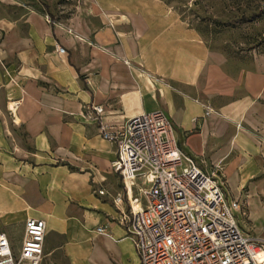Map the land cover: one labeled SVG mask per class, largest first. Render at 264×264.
I'll use <instances>...</instances> for the list:
<instances>
[{
  "label": "crops",
  "instance_id": "0c3cea01",
  "mask_svg": "<svg viewBox=\"0 0 264 264\" xmlns=\"http://www.w3.org/2000/svg\"><path fill=\"white\" fill-rule=\"evenodd\" d=\"M21 22L23 33L0 21V233L13 253L33 218L45 223L40 264H139L117 219L141 205L144 186L111 170L114 147L80 118L90 104L109 125L162 112L228 199L243 190L252 235L264 236L263 56L228 72L159 0H79L52 26L30 10Z\"/></svg>",
  "mask_w": 264,
  "mask_h": 264
},
{
  "label": "built area",
  "instance_id": "2783aa9c",
  "mask_svg": "<svg viewBox=\"0 0 264 264\" xmlns=\"http://www.w3.org/2000/svg\"><path fill=\"white\" fill-rule=\"evenodd\" d=\"M54 49L64 53L59 46ZM102 114L101 105L90 104L80 118L94 124L99 137L114 147L110 168L122 184L130 187L140 181L144 186L139 190L141 205L119 210L117 219L139 264H264V239L240 228L234 216L239 205L227 199L217 169L201 171L180 150L162 112L136 115L120 125L105 123ZM111 202L118 208L120 196ZM94 231L103 233L104 227ZM44 234V221L26 219L13 253L0 233V264H40Z\"/></svg>",
  "mask_w": 264,
  "mask_h": 264
},
{
  "label": "rangeland",
  "instance_id": "374dc122",
  "mask_svg": "<svg viewBox=\"0 0 264 264\" xmlns=\"http://www.w3.org/2000/svg\"><path fill=\"white\" fill-rule=\"evenodd\" d=\"M78 5L79 0H0V21H18L20 31L21 33H23L26 30V27L22 24L21 21L24 16H26L29 10L42 16L46 22H48L49 18L45 15V13L51 14L56 21H60L67 18L77 8ZM195 12L203 17H207L210 14L214 16L217 13L216 10L213 11L209 9H206L204 11L196 10ZM173 13L180 20L179 16L177 15L179 14V12L173 11ZM182 22L188 28L195 31L209 49L218 51L225 57V59L227 60L226 69L230 73H234L240 67H249L251 58L256 55L254 52L238 55L232 53V45L235 43V41H239L235 32L222 31L219 34L215 35L213 32L217 30L216 28H213L211 25H208L205 22L200 23L193 20L192 16L186 12L182 16ZM1 36L2 33L0 31V37ZM0 67H4V63L2 60H0ZM24 144L28 150H31V147L25 141ZM217 176L219 177L218 173ZM244 196V192L243 190H241L240 195L236 198H233L239 205V211L235 212L234 216L240 228L244 232L252 235L251 224L245 216L246 210ZM260 237L263 238L264 236Z\"/></svg>",
  "mask_w": 264,
  "mask_h": 264
},
{
  "label": "trees",
  "instance_id": "16d2710c",
  "mask_svg": "<svg viewBox=\"0 0 264 264\" xmlns=\"http://www.w3.org/2000/svg\"><path fill=\"white\" fill-rule=\"evenodd\" d=\"M177 14L182 21L184 13L193 20L207 23L217 30L213 33L231 31L237 34L238 42L232 45L233 54L254 52L264 57V0H159ZM173 4V5H171ZM216 10V15L203 17L195 11ZM52 26L55 18L45 13Z\"/></svg>",
  "mask_w": 264,
  "mask_h": 264
},
{
  "label": "bare ground",
  "instance_id": "6f19581e",
  "mask_svg": "<svg viewBox=\"0 0 264 264\" xmlns=\"http://www.w3.org/2000/svg\"><path fill=\"white\" fill-rule=\"evenodd\" d=\"M256 259L258 260V262H261L262 259H263V257H261V255H258V256L256 257Z\"/></svg>",
  "mask_w": 264,
  "mask_h": 264
}]
</instances>
